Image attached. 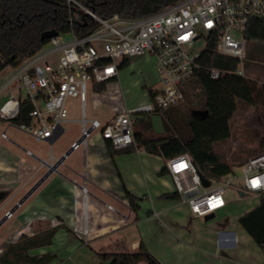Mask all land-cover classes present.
I'll list each match as a JSON object with an SVG mask.
<instances>
[{
  "label": "built area",
  "instance_id": "obj_1",
  "mask_svg": "<svg viewBox=\"0 0 264 264\" xmlns=\"http://www.w3.org/2000/svg\"><path fill=\"white\" fill-rule=\"evenodd\" d=\"M79 8L96 23L84 34L73 29L69 40L57 34L35 53L11 66V72L0 81V120L29 134L36 141L52 140L67 120L65 101L78 98L83 107L88 88L102 85L117 76V61L153 55L159 69L163 87L152 91L146 102L125 108L111 120L101 123L86 120L82 115L80 136L71 142L69 150L86 143V138L96 132L113 148L135 146L134 120L155 110H164L183 100L182 83L199 68L197 58L201 52L194 47L200 39L215 41V52L236 59L234 69L209 67L213 79L223 74L245 75V32L251 18L260 19L264 26V0H178L157 12L140 17H125L112 13L103 17L77 0H65ZM78 15L69 18L72 24ZM264 44V37L262 40ZM30 103L27 121L14 122L23 103ZM4 139V132L0 133ZM28 154H30L28 152ZM50 160V161H49ZM42 165H51L53 157ZM165 168L180 201L187 204L196 217L215 213L225 206L227 187L238 182L236 192L253 195L264 203V151L248 158L235 170L217 179L202 178L193 160L182 153L165 160ZM83 222L73 225L78 239L87 236V189L81 186ZM110 207V206H109ZM6 211V217L10 216ZM264 252V244L261 246Z\"/></svg>",
  "mask_w": 264,
  "mask_h": 264
},
{
  "label": "crops",
  "instance_id": "obj_2",
  "mask_svg": "<svg viewBox=\"0 0 264 264\" xmlns=\"http://www.w3.org/2000/svg\"><path fill=\"white\" fill-rule=\"evenodd\" d=\"M137 57L140 56L125 59L129 63L131 58ZM121 60L117 61V76L108 83L118 79V64ZM154 82L152 80L151 85L146 87L147 99L150 91L159 90L152 88ZM102 85L90 86L88 91L94 93ZM79 106L81 116L86 120L96 119L85 116V103L81 107L79 101ZM118 112L100 122L111 120ZM152 114L156 113L135 118L134 137L137 131H143L137 125L139 119H149ZM80 118L77 120L79 132L68 138L69 145L80 135ZM71 120L67 117L60 132L50 141H36L29 134L0 120L5 123L0 125V133L4 132L7 136L6 139L0 136V229L7 224V232L0 236V254L21 236L30 237L55 228L50 244L30 248L28 256L50 255L51 259L46 264H107L108 261L102 260L99 254L136 251L142 242L162 264H264L261 247L252 250L244 248L235 232L228 228L200 232L191 224L192 227L187 232L179 228L176 230L175 226L183 225L187 217H198L190 213L187 204L180 201V196L179 200L165 197L176 191L167 170L159 173L165 165L162 156L150 154L134 145L128 151L110 154L109 142L104 141L96 132L86 138L82 147L69 150L68 145L66 148L56 147L53 151V142L65 131L63 124ZM9 130L14 133L9 135ZM151 132L160 134L152 128ZM22 134L37 143L46 142L48 155L45 156L37 147L29 145ZM68 151L58 165L57 173L44 178L6 217L5 212L12 209L44 175L46 167L42 165L43 162L49 160L50 156L54 161L60 159ZM154 157L162 159L159 168L150 165V159ZM139 161L145 165L141 171L137 163ZM165 175L169 182L161 183ZM142 181L145 187L142 186ZM148 181L152 182L146 185ZM81 186L87 189L88 233L84 239L76 238L71 230L73 225L80 226L83 222ZM124 189L136 197V211L130 209ZM239 196L243 198L246 195L239 193ZM106 205H110V211ZM253 207H247L243 213ZM177 235L183 237L179 238ZM172 250L176 251L178 259L165 262L162 254H168ZM137 264L146 263L141 261Z\"/></svg>",
  "mask_w": 264,
  "mask_h": 264
},
{
  "label": "trees",
  "instance_id": "obj_3",
  "mask_svg": "<svg viewBox=\"0 0 264 264\" xmlns=\"http://www.w3.org/2000/svg\"><path fill=\"white\" fill-rule=\"evenodd\" d=\"M83 6L93 10L96 14L106 17L118 13L125 17H140L159 11L163 7L178 0H77ZM78 15L80 20L69 22V18ZM96 23L87 17L79 8L68 5L65 0H0V71L5 66H14L22 59L35 53L47 39L40 40V33L45 30H55L62 34L73 29L77 34L91 31ZM245 37L254 43L262 42L264 26L260 19L251 18L245 32ZM246 56V53H245ZM195 69L188 80L182 83L183 100L189 107L186 117L188 134L184 135L176 126L170 128L164 124L163 132L155 135L151 132L148 117L145 124H141L143 131L135 133V147L143 148L150 154L162 156L165 160L187 153L193 160L201 178L217 179L232 170V165L224 161L213 149V143L227 139L230 136V119L237 109V104L244 103L250 106L261 105L264 110V85L244 76L223 74L217 79L209 76L208 68L234 69L236 59L224 57L215 52V41L210 39L201 50ZM128 64L122 59L118 64L121 68ZM246 62L244 59V67ZM247 68V67H245ZM199 87L200 98L194 99V94H187L189 86ZM150 97L153 92H149ZM176 106V105H175ZM173 107V106H172ZM202 107L207 110L203 119L190 115L191 110ZM31 108L30 103H23L19 115L14 122L27 121L26 112ZM171 108V107H169ZM155 110L162 113L169 120L168 110ZM177 115V114H176ZM144 118L139 119V122ZM138 122V125H139ZM138 127V126H137ZM264 148V144H263ZM115 149L108 143L110 154L128 151ZM240 166V165H239ZM165 165L160 174L165 172ZM131 210L136 211V197L124 189ZM165 197L178 199L176 192ZM240 227L258 246L264 244V203L259 201L249 211L237 218ZM55 228L30 237H19L9 244L0 254V264H46L50 255L30 257L27 251L32 247L50 244ZM107 264H162L140 242L136 251L99 254Z\"/></svg>",
  "mask_w": 264,
  "mask_h": 264
},
{
  "label": "rangeland",
  "instance_id": "obj_4",
  "mask_svg": "<svg viewBox=\"0 0 264 264\" xmlns=\"http://www.w3.org/2000/svg\"><path fill=\"white\" fill-rule=\"evenodd\" d=\"M61 36L63 40H69L71 38L69 32L62 33ZM194 47L197 51L202 50L204 48V41L202 39L198 40ZM245 53V67H247L245 68L246 77L254 80L258 86L264 85V44L262 42H246ZM156 65V59L150 54L131 58L127 65L118 69V79L116 81L106 82L94 93L87 90L85 116L88 119L96 118L102 122L107 116L115 112L146 102V87L151 85L152 80L156 82L152 85L153 89H161L163 87L160 80H158L160 73ZM10 72L11 67L9 65L5 66L0 72V81ZM189 93L194 94V99L196 100L200 98L199 87L196 85H190L187 88V94ZM65 106L68 110L67 117L72 120L63 124L65 131L53 142V151L56 147L66 148V146L69 145V143H67L68 138L79 132L77 120L81 117V110L78 98H67ZM195 108L202 109V107ZM188 112L189 107L186 102L181 101L176 106L169 108L168 113H172L170 114L169 120L162 113L150 115L149 120L151 128L154 132L162 133L164 124L167 123L170 128L176 126V128L183 131L184 135L187 136L189 131L186 122ZM146 121L147 119L144 118L139 122V125H137L140 126L142 123L145 124ZM1 124L5 123L0 122V125ZM229 125L230 136L225 140L213 143L212 146L214 151L224 161L232 165V169L238 173L239 165L244 163L248 158L264 151V110L261 105L250 106L239 102L236 111L230 119ZM13 133V130L8 131L9 135ZM23 136L29 145L37 147L45 156L48 155V144L46 142L37 143L27 135ZM137 163L141 171L145 165L141 163V161ZM150 165L153 167L156 165L159 168V166L162 165V159L154 157L150 159ZM147 174L149 175V172H147ZM164 181L169 182L166 175L161 179V183ZM151 182L152 181L146 182V185ZM141 184L145 187L143 181ZM237 185L238 182L226 188L224 193L226 205L222 209L216 211L212 219L205 221L203 216L197 219L187 217L183 225L175 226L176 230L178 231L179 228L187 232L188 229H191V224L200 232H207L208 230L212 231L225 227L235 232L238 241L241 242L240 244L244 246V248L249 250L258 249V245L251 240L247 233L237 223V217L240 216L247 207L255 206L259 199L253 195H246L243 198L240 197L235 190ZM106 208L109 210L107 205ZM6 227L7 224L2 226L0 229V236L7 232ZM130 234L131 232H129V236ZM177 236L179 238L183 237V235ZM241 245L238 246L240 247ZM149 252L153 254L150 250ZM154 256L157 257L156 255ZM162 256L165 262L175 260V258L178 259L177 253L174 250L170 251L168 254H162ZM158 260L161 262L160 259Z\"/></svg>",
  "mask_w": 264,
  "mask_h": 264
},
{
  "label": "water",
  "instance_id": "obj_5",
  "mask_svg": "<svg viewBox=\"0 0 264 264\" xmlns=\"http://www.w3.org/2000/svg\"><path fill=\"white\" fill-rule=\"evenodd\" d=\"M57 32L55 30H45L43 32L40 33V40H45V39H49L53 36H56ZM190 115L194 118L197 119H203L206 117L207 115V110L205 109H193L190 112ZM69 153V151L67 153H65L60 159H56L51 165L45 164L46 167V172L44 173V175L39 179V181L33 186L31 187V189H29V191H27V193L25 195H23L21 197V199H19V201L15 204V206L9 210V212L11 213L20 203L23 202V200L31 193V191H33L35 189V187L44 179L46 178L49 174L51 173H57V167L58 165L63 161V159L65 158V156ZM202 183L203 185L207 186L209 184V182L202 178ZM241 195L243 193H240ZM6 216V215H5ZM214 217V213H209L203 216V219L205 221L212 219ZM2 221H0L1 224Z\"/></svg>",
  "mask_w": 264,
  "mask_h": 264
}]
</instances>
